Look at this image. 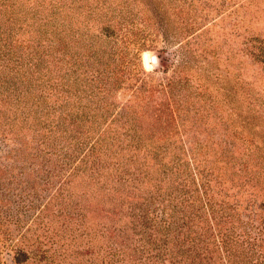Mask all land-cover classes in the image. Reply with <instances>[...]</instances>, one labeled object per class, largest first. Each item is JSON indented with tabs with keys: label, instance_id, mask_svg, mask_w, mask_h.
Returning <instances> with one entry per match:
<instances>
[{
	"label": "trees",
	"instance_id": "obj_1",
	"mask_svg": "<svg viewBox=\"0 0 264 264\" xmlns=\"http://www.w3.org/2000/svg\"><path fill=\"white\" fill-rule=\"evenodd\" d=\"M144 1L147 5L148 1L157 3V0L137 1L142 5L143 24L150 16L144 14L147 7ZM28 2L0 0L17 12H21L22 6L27 7ZM74 2L79 4L74 9L79 14L77 17L85 22L93 21L99 27L94 41L85 37L80 48L84 54L88 52V58H99L96 73L100 76L97 88L101 92L109 86L108 75L112 78L109 60L120 53L121 44L126 46L131 42L129 3L103 0L92 8L83 0ZM15 15L16 25L24 26L25 30L13 35L0 31V108L5 107L4 112L18 116L21 122H17L16 128L14 123L2 125L14 132L15 140H20L19 133L27 128L25 136L31 137V144L16 145L13 155L20 165L5 170L9 182L17 181L22 193L29 184L33 190L50 187L51 192L62 168L72 165L34 219H75L76 226L52 229L58 242L67 247L77 243L74 248L83 244L82 248L92 254L101 250V264H264V251H261L264 250V199L257 204L260 209L254 210L260 193L257 186L264 190L262 170L247 168L242 160L217 155L214 149L206 151L203 146H193L178 156L170 153L169 161H165V145L160 146L156 138L163 137L169 128L161 124L163 117L158 114L154 116L156 126L144 130V139L137 138L139 132L143 133L137 119L120 114L124 131L133 136L115 141L110 137L114 131L109 129L117 116L101 131L98 127L104 117V113L98 112H108V106L97 109L83 106L78 114L64 107L63 99L57 100L59 105H50L51 97L63 94L68 84L63 75L66 23L59 16L40 15L33 10ZM171 31L166 28V32ZM92 87L85 96L81 93L67 96L78 99L77 107L73 106L75 111L81 108L82 99L95 102ZM163 92L168 96L167 84ZM157 112L162 114L161 110ZM263 140L252 137L251 143L261 149ZM142 151L150 155L147 158L156 170L151 171L138 159ZM33 173L42 175L37 181L29 180ZM143 183L152 190L131 196L132 190H139ZM233 188L238 196L240 191L249 193L251 198L244 208L237 194L230 192ZM247 208L250 211L245 214ZM83 219L104 220L95 231L103 241L98 250L93 249V244L99 240L94 239L96 235H85ZM73 251L78 252L79 248ZM25 259L18 257L22 262Z\"/></svg>",
	"mask_w": 264,
	"mask_h": 264
},
{
	"label": "rangeland",
	"instance_id": "obj_2",
	"mask_svg": "<svg viewBox=\"0 0 264 264\" xmlns=\"http://www.w3.org/2000/svg\"><path fill=\"white\" fill-rule=\"evenodd\" d=\"M74 1L77 0H29L21 12L0 3V31L5 35L20 34L25 30L24 26L16 25L15 12L22 15L33 10L40 15L59 16L66 23L63 31L66 42L63 75L68 84L66 91L62 92L64 95L51 97L50 105H59L61 103L57 100L63 99L62 105L78 114L83 106L85 109L89 105L96 109L108 106V112H98L104 113L98 127L101 131L112 122V117L117 116V121L109 129L114 131L110 137L115 141L128 140L133 136L124 131L120 114L137 119L139 130H143L137 138L142 139L146 137L144 130L156 126L154 116L158 114L163 117L161 124L169 128L163 137L156 138L160 146L165 145V161H169L170 153L178 156L193 146H203L206 151L214 149L217 155L240 159L247 168H260L264 173V147L258 149L251 143L252 137L264 138V0H157L158 4L148 1V5L144 1L148 7L147 12L144 5V14L150 15L149 21L144 19V24L141 23L142 5L138 0H123L129 3V27H133V32L131 28V33H128L131 42L126 46L121 44L120 53L109 60L112 78L108 75L109 86L101 92L97 88L100 76L96 73L99 58H88V52L84 54L80 48L81 39L86 37L94 41L99 27L93 21L85 22L84 18L77 17L79 14L74 9L79 4ZM83 1L95 8L103 0ZM113 1L119 4L122 0ZM48 20L51 26V19ZM166 28L172 31L168 33ZM152 55L157 58L156 64L151 62ZM166 84L170 102L163 92ZM90 85L93 86L92 99L102 106L82 99L81 108L75 111L73 106L77 107L78 99L67 96L90 94ZM4 110L5 107L3 110L0 108V169H3L0 170V264H88L89 261L101 264V250L92 254L80 244L77 246L79 251L74 252L77 243L67 247L58 242L52 229L76 226L75 219H34L72 165L62 168L51 192L50 187L43 191L41 187L33 190L29 184L22 193L17 181L9 182L5 170L20 165L14 160L16 145L30 146L31 137L25 136L26 128L22 133L17 131L21 139L15 140L14 132L5 130L2 124L14 123L15 126L21 122L20 118L10 116ZM74 157L77 158V154ZM147 157L150 155L146 156L144 151L138 155V159L151 171L156 170L157 167L152 166ZM41 175L30 174L29 180L37 181ZM257 188L260 193H254L258 195L254 210L260 209L257 204L264 199V190ZM147 190H152L151 186L143 183L130 195H144ZM230 192L237 194L243 208L249 203L251 197L248 192L240 191L239 196L234 188ZM64 203L65 200L63 206ZM249 211L247 208L243 212L247 214ZM83 221L85 235L93 236L104 220ZM94 239L99 240V235ZM75 241L78 242L77 239ZM101 246L103 241L99 240L93 244V249L98 250ZM42 250L46 253L41 254ZM18 257L25 261L18 260Z\"/></svg>",
	"mask_w": 264,
	"mask_h": 264
},
{
	"label": "water",
	"instance_id": "obj_3",
	"mask_svg": "<svg viewBox=\"0 0 264 264\" xmlns=\"http://www.w3.org/2000/svg\"><path fill=\"white\" fill-rule=\"evenodd\" d=\"M150 59H151V62H152L153 64H156V63H157V58H156V56L152 55V56L150 57Z\"/></svg>",
	"mask_w": 264,
	"mask_h": 264
}]
</instances>
